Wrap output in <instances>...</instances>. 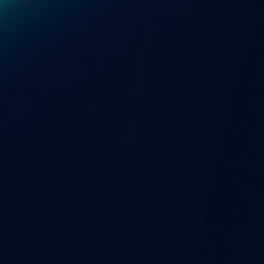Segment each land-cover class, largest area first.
Returning a JSON list of instances; mask_svg holds the SVG:
<instances>
[{
  "label": "water",
  "instance_id": "95a60500",
  "mask_svg": "<svg viewBox=\"0 0 264 264\" xmlns=\"http://www.w3.org/2000/svg\"><path fill=\"white\" fill-rule=\"evenodd\" d=\"M0 264H264V0H0Z\"/></svg>",
  "mask_w": 264,
  "mask_h": 264
}]
</instances>
